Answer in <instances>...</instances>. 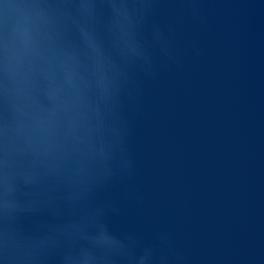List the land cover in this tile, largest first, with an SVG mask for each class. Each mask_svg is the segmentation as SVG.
Here are the masks:
<instances>
[{"label":"clouds","instance_id":"obj_1","mask_svg":"<svg viewBox=\"0 0 264 264\" xmlns=\"http://www.w3.org/2000/svg\"><path fill=\"white\" fill-rule=\"evenodd\" d=\"M161 0H0V264H175L169 232L118 230L128 103L179 63ZM199 11V0H174Z\"/></svg>","mask_w":264,"mask_h":264},{"label":"water","instance_id":"obj_2","mask_svg":"<svg viewBox=\"0 0 264 264\" xmlns=\"http://www.w3.org/2000/svg\"><path fill=\"white\" fill-rule=\"evenodd\" d=\"M158 19L176 29L128 103L131 180L109 195L118 230L169 232L175 264H264V0H199Z\"/></svg>","mask_w":264,"mask_h":264}]
</instances>
